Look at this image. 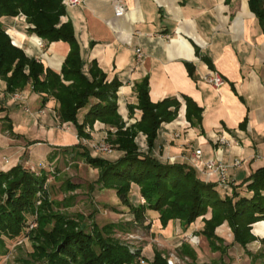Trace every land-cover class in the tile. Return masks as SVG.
Listing matches in <instances>:
<instances>
[{"label": "crops", "instance_id": "crops-1", "mask_svg": "<svg viewBox=\"0 0 264 264\" xmlns=\"http://www.w3.org/2000/svg\"><path fill=\"white\" fill-rule=\"evenodd\" d=\"M120 1L125 7L123 15L115 13L117 0H84L80 5L66 6L61 20L74 27L83 72L89 76L96 63L109 81L121 83L118 105L126 126L141 119L142 111L135 108L131 113L130 108L138 104L136 86L142 81L149 83L152 102L178 99L177 116L161 124L151 153L165 162L188 164L201 179L217 184L216 176L204 170V161L212 158L229 166L230 190L244 184L255 169L264 166V27L248 0ZM1 22L11 42L28 57L46 69L61 72L69 43H48L27 32L21 15L2 17ZM138 48L143 53L141 61L136 60ZM212 70L224 77L221 87L202 81ZM183 96L200 107V120L187 118ZM57 106L53 97L43 103L31 84L8 93L1 80L0 121L7 122L12 134L8 138L11 143L0 139L1 162L6 157L7 165L11 156L21 154L17 161L32 167L51 157L57 159L64 148L80 143L75 125L59 120ZM86 112L87 108L79 111L80 122ZM111 129L96 121L86 127L88 140L106 139ZM136 142L141 150H149L144 133L137 135ZM197 148L202 150L199 160L194 156ZM115 154L111 160L122 152L115 150ZM235 160L241 164L233 166ZM0 166L6 170L10 165ZM131 191L142 198L138 185L132 184ZM155 213L154 227L162 228ZM174 226L185 227L172 220L166 231L173 234ZM202 226L203 220L198 219L190 230ZM220 227L231 231L227 223ZM252 232L264 235V220L253 224Z\"/></svg>", "mask_w": 264, "mask_h": 264}, {"label": "trees", "instance_id": "trees-1", "mask_svg": "<svg viewBox=\"0 0 264 264\" xmlns=\"http://www.w3.org/2000/svg\"><path fill=\"white\" fill-rule=\"evenodd\" d=\"M229 1V0H228ZM250 10L264 27V0H248ZM66 14L64 0H0V79L5 90L13 93L31 84L41 94L43 103L53 97L57 103V116L61 122H71L79 138H90L87 126L102 122L115 131H108L107 141L122 154L114 159L94 156L81 143L66 147L64 152L80 150L86 162L98 170L96 182L104 188L113 189L128 202L131 185L139 186L144 203L133 210L136 218L143 217L147 210L159 213L163 226L179 220L187 226L202 219V233L210 240L214 250H221L225 239L217 234L224 223L230 227L234 243L246 247L257 239L252 232L253 224L264 220V166H260L244 184L221 191L217 184L201 179L195 168L185 163L165 162L154 156L151 149L163 122L173 120L180 102L166 98L154 103L149 95V83L142 81L136 86L138 104L130 108L142 111L141 119L126 126L119 112L118 90L121 83L107 75L93 63L89 76L82 70L80 46L71 22H62ZM23 16L27 32L34 33L51 43H69L70 51L60 73L46 69L35 58L28 57L22 48L15 46L1 22L2 17ZM186 116L200 120L201 109L189 97ZM87 108L82 122L78 119L81 109ZM146 135L148 151L140 149L137 135ZM47 176L20 164L8 170H0V253L5 249L4 238H14L25 226L26 216L38 206V228L34 231V252L31 261L41 264H136L140 251L113 237V229L122 224L109 223L103 227L88 225L83 216L71 217L55 211L53 201L45 195ZM66 189L78 185L66 182ZM230 190V192H229ZM27 214V215H26ZM264 242V240H263ZM219 243V244H217ZM224 245L222 252L226 251ZM184 252L196 259L193 251L184 247ZM152 264H168L156 252Z\"/></svg>", "mask_w": 264, "mask_h": 264}, {"label": "rangeland", "instance_id": "rangeland-1", "mask_svg": "<svg viewBox=\"0 0 264 264\" xmlns=\"http://www.w3.org/2000/svg\"><path fill=\"white\" fill-rule=\"evenodd\" d=\"M8 138H12L10 126L2 119L0 139H7L11 143ZM98 141L100 139L92 142ZM81 144L94 156L108 159L116 156V154L113 155L114 152L111 154L96 152L90 144ZM79 151L64 152L62 150L57 159L51 157L49 161L33 163L34 166L31 169L45 172L47 176L45 195L48 200L53 201L55 211L71 217L81 215L83 221L91 226L122 224V228L117 226L113 229L112 235L129 246L132 251H140L136 264H152L156 252L160 253L165 260L166 257L174 254L178 259L177 264H264V235H256V240L243 247L234 243L233 235L231 236V231L227 227L219 226L217 234L225 239L224 245L227 246L226 251L222 252L224 245L221 246V250H214L210 240L202 233L203 228L190 230V225L187 226L181 222L185 227L180 229L174 226L173 234H170L166 231L167 226L162 225L159 229L154 227L153 217L157 211L147 210L142 219L136 218L133 207L136 208L142 203V199L137 197L138 194L131 191L128 202H124L115 190L98 184L96 182L98 170L90 166L78 153ZM20 155L17 157L10 155V163L7 165L1 162L0 158V165L7 167L10 165L6 170L13 164L23 165L17 161L21 159ZM67 181H71L78 187L66 189ZM41 196L39 195L36 201L34 212L31 216L29 214L26 216L24 220L26 224L22 227L20 234L14 238H4L5 249L0 253V264H41L31 261V254L35 250L34 231L39 225L38 206L42 201ZM185 246L193 251L196 259L184 252Z\"/></svg>", "mask_w": 264, "mask_h": 264}, {"label": "built area", "instance_id": "built-area-1", "mask_svg": "<svg viewBox=\"0 0 264 264\" xmlns=\"http://www.w3.org/2000/svg\"><path fill=\"white\" fill-rule=\"evenodd\" d=\"M82 2H84V0H64V4L66 6H72V7L80 5ZM114 9H115L116 15H123L125 12V7L121 3L120 0H117V3L115 4ZM142 56H143V53H142L141 49L140 48L136 49V60L141 61ZM202 81H204V82H206V83H208L214 87H217V88L221 87L225 83V79L221 75V73H219L218 71H215V70L209 71L208 73L203 75ZM0 82H1V79H0ZM14 98L16 99V98H18V96L15 95ZM111 131H115V129L112 128ZM178 135L179 134H177V136ZM80 143L90 144L91 147L96 152L111 154L115 151L114 145L112 143H110L109 141H107V139H103V140H100L98 142L93 143V142H90L86 138H82ZM194 156L198 160L201 159L202 150L199 148L195 149ZM3 162L8 163V159L6 157H4ZM240 164H241L240 160H235L233 162V166H239ZM228 168H229L228 165L224 164L221 161H217L215 159H212V158L204 161V170L210 174L215 175L217 178V184L226 191L229 189V187L231 185V179H230V176L228 174ZM33 170H34V168H33ZM45 186H46V184H44V188H45ZM141 199H142V203H144L145 200L143 198H141ZM166 260H167L168 264H177V262H178V259L174 254H171L170 256L166 257Z\"/></svg>", "mask_w": 264, "mask_h": 264}]
</instances>
